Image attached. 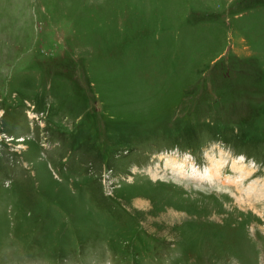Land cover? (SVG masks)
<instances>
[{
  "label": "rangeland",
  "instance_id": "rangeland-1",
  "mask_svg": "<svg viewBox=\"0 0 264 264\" xmlns=\"http://www.w3.org/2000/svg\"><path fill=\"white\" fill-rule=\"evenodd\" d=\"M112 259L264 264V0H0V264Z\"/></svg>",
  "mask_w": 264,
  "mask_h": 264
}]
</instances>
